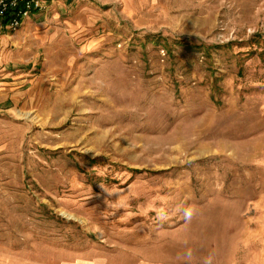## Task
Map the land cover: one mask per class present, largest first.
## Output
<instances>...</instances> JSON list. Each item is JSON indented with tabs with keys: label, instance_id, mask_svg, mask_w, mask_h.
<instances>
[{
	"label": "rangeland",
	"instance_id": "rangeland-1",
	"mask_svg": "<svg viewBox=\"0 0 264 264\" xmlns=\"http://www.w3.org/2000/svg\"><path fill=\"white\" fill-rule=\"evenodd\" d=\"M0 264H264V0L0 34Z\"/></svg>",
	"mask_w": 264,
	"mask_h": 264
},
{
	"label": "built area",
	"instance_id": "built-area-1",
	"mask_svg": "<svg viewBox=\"0 0 264 264\" xmlns=\"http://www.w3.org/2000/svg\"><path fill=\"white\" fill-rule=\"evenodd\" d=\"M59 0H0V34L18 32L25 20L45 13Z\"/></svg>",
	"mask_w": 264,
	"mask_h": 264
},
{
	"label": "clouds",
	"instance_id": "clouds-1",
	"mask_svg": "<svg viewBox=\"0 0 264 264\" xmlns=\"http://www.w3.org/2000/svg\"><path fill=\"white\" fill-rule=\"evenodd\" d=\"M193 216V209L192 208H187L184 210V218L186 220H190Z\"/></svg>",
	"mask_w": 264,
	"mask_h": 264
}]
</instances>
